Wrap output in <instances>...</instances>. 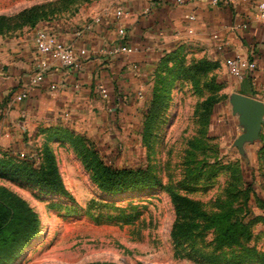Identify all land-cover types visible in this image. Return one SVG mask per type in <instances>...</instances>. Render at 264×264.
I'll return each mask as SVG.
<instances>
[{
    "label": "rangeland",
    "instance_id": "374dc122",
    "mask_svg": "<svg viewBox=\"0 0 264 264\" xmlns=\"http://www.w3.org/2000/svg\"><path fill=\"white\" fill-rule=\"evenodd\" d=\"M94 1L0 0V37L80 28ZM205 61L167 57L134 121L33 122L0 143V264H264V168L244 152L259 144L238 147L244 126L224 92L237 79ZM22 162L54 165L66 194L13 171ZM99 162L148 173L103 186ZM26 209L39 232L11 254Z\"/></svg>",
    "mask_w": 264,
    "mask_h": 264
},
{
    "label": "crops",
    "instance_id": "0c3cea01",
    "mask_svg": "<svg viewBox=\"0 0 264 264\" xmlns=\"http://www.w3.org/2000/svg\"><path fill=\"white\" fill-rule=\"evenodd\" d=\"M256 1H94L87 7L82 27L48 29L73 45L80 66H63L51 59L44 80L33 87H29V77L40 60L33 42L36 31L28 39L16 37L8 43L0 37V143L19 142L33 122L55 124L69 119L77 128H92L136 120L158 62L172 52H190L212 63L218 61L223 69H227L230 56L240 53L255 60L259 68L264 67V28L256 18ZM115 9L125 13L119 20L114 18ZM191 15L193 20L189 19ZM118 26L124 28V37L118 35ZM119 45L125 49L114 52ZM81 50L85 52L81 54ZM51 85L56 87L51 89ZM226 85L227 94L240 93L264 103L260 70L253 77ZM25 88L27 96L15 101ZM101 88L107 97L101 95ZM262 127L258 139L244 143V147L259 144L258 150L244 152L246 156L255 154L259 167L264 168V154L260 155Z\"/></svg>",
    "mask_w": 264,
    "mask_h": 264
},
{
    "label": "built area",
    "instance_id": "2783aa9c",
    "mask_svg": "<svg viewBox=\"0 0 264 264\" xmlns=\"http://www.w3.org/2000/svg\"><path fill=\"white\" fill-rule=\"evenodd\" d=\"M178 3L184 0H175ZM251 2L252 0H244ZM214 4L218 3V0H212ZM256 18L259 20L261 26L264 28V0H258L254 3ZM124 11L122 9H115L114 18L116 20L121 19L124 16ZM190 20L194 19V16H189ZM192 32V30H189ZM117 33L120 37L125 36V30L123 27H117ZM34 49L40 56V60L36 63L30 77H29V87L39 85L45 78L47 72L50 70V60H57L63 66H74L75 68L80 66L79 59L75 52L73 45L63 42L55 32L41 28L35 32L34 35ZM123 46H116L113 51L120 52L124 50ZM85 51L81 50V54ZM227 71L235 78L242 79L246 76L253 77L255 72L260 70L264 78V67L259 68L255 60H250L249 58L243 56L240 53H234L226 61ZM51 89L56 86L51 85ZM100 93L103 97H107V92L105 89L101 88ZM28 94V88L23 89L19 94L15 96V101L23 100Z\"/></svg>",
    "mask_w": 264,
    "mask_h": 264
},
{
    "label": "trees",
    "instance_id": "16d2710c",
    "mask_svg": "<svg viewBox=\"0 0 264 264\" xmlns=\"http://www.w3.org/2000/svg\"><path fill=\"white\" fill-rule=\"evenodd\" d=\"M182 53L180 52H172L167 54L165 57H163L157 64L155 71H154V83L156 82V77L157 73L161 72V69L159 68L161 65L165 63V60L167 57H174L178 56ZM206 65H213L212 62L208 61L206 59L205 61ZM156 72V73H155ZM260 155L264 154V145L261 147L260 150ZM22 171L23 174H25V171H27L26 176L29 178H34L35 181L47 188L48 190L56 193H62L66 194L63 182L61 180V177L58 173L57 168L52 165L48 164L47 167L43 172H41V167L39 169H34V170H27L26 168V162H22L21 164H17L15 169L13 171ZM98 170H99V175L102 179V184L103 186H107L109 184H114V183H121L124 180H132L136 179L140 176L146 175L148 173L147 170L145 169H136V170H131V169H114L111 168L110 166H107L101 162L98 164ZM8 212V215L6 218H12L14 214L12 212ZM16 217H19V214L15 215ZM5 221L1 222L0 224V240H3V234L6 230V225ZM39 232V224L34 216L33 212L30 210L26 209L23 210L21 214V222L19 225H17L14 229L13 232L9 233L10 235V242L13 241V239H16L15 245L12 246L10 249V253L14 254L18 251L20 246H23L27 244L32 238H34ZM5 240V239H4Z\"/></svg>",
    "mask_w": 264,
    "mask_h": 264
},
{
    "label": "water",
    "instance_id": "95a60500",
    "mask_svg": "<svg viewBox=\"0 0 264 264\" xmlns=\"http://www.w3.org/2000/svg\"><path fill=\"white\" fill-rule=\"evenodd\" d=\"M232 111L238 113L243 132L237 138V145L241 148L245 142L258 139L264 123V103L258 99L240 93L230 96Z\"/></svg>",
    "mask_w": 264,
    "mask_h": 264
}]
</instances>
